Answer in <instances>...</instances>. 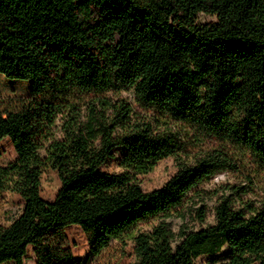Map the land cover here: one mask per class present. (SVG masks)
<instances>
[{
  "label": "trees",
  "instance_id": "16d2710c",
  "mask_svg": "<svg viewBox=\"0 0 264 264\" xmlns=\"http://www.w3.org/2000/svg\"><path fill=\"white\" fill-rule=\"evenodd\" d=\"M114 21L124 26L122 46L94 59L84 28ZM0 73L33 81L32 95L0 101V141L10 138L18 154L0 167V202L8 189L25 201L11 224L0 215V264H24L31 245L37 264H77L70 225L86 233L94 256L131 238L133 264H196L224 248L219 264H264V195L241 183L200 188L241 171L251 122L264 134V0H0ZM212 74L205 104L194 86ZM113 82L147 111L110 95ZM119 148L121 170H105ZM252 150L264 162V141ZM169 156L176 173L144 190L139 175ZM48 167L61 181L51 201L41 194ZM192 194L216 198L214 222L204 225L206 204L179 208ZM174 210L202 226L175 230L163 217Z\"/></svg>",
  "mask_w": 264,
  "mask_h": 264
},
{
  "label": "rangeland",
  "instance_id": "374dc122",
  "mask_svg": "<svg viewBox=\"0 0 264 264\" xmlns=\"http://www.w3.org/2000/svg\"><path fill=\"white\" fill-rule=\"evenodd\" d=\"M202 20H216L215 17L209 15H201ZM124 37V26L122 22L114 21L112 23H103L99 30L95 26H86L83 31V39L87 45L91 56L94 59L101 58L106 48L109 52L117 53L118 49L122 46ZM119 52V50H118ZM248 72L251 75L254 82L259 86V70L258 68L250 67ZM216 85V76L214 74L207 77L194 86L197 94L201 98L202 102L207 104L210 102L212 92ZM33 94V81L31 80H17L10 79L0 73V101L12 97L18 96H30ZM110 95H118L128 99L138 112H146L141 108L135 100L134 90L128 86L117 84L113 82L109 89ZM84 99L88 98V95L83 96ZM56 137L63 135L60 125L55 130ZM264 141V134L261 127L256 122L249 124L246 145L248 149H241L243 152V167L239 172H224L217 174L213 178L209 179L205 183L200 185L201 189L213 190L222 183H241L243 185H253L255 193L264 195V162L259 157L253 154L252 149H259ZM43 155H46L45 149L42 150ZM124 154V148L117 150L116 156L110 158L103 166L105 170L112 172H119L120 157ZM18 158V154L10 138H4L0 141V167L8 166L15 162ZM176 159L173 156L159 161L156 166L148 173L139 175L141 186L144 190L150 191L159 187H162L172 175L177 171ZM253 179L256 184H252L250 179ZM61 181L56 169L48 167L45 169L42 175V196L47 200H54L58 190L60 189ZM193 195V194H192ZM197 202L198 205L206 204L209 209L207 223L214 222L215 213L214 205L216 198L206 197L203 201L196 196L188 199L181 207V209L190 210L193 203ZM25 201L23 197L12 190H5L0 202V215L1 221L4 225H9L17 218L24 209ZM178 208V209H179ZM170 221L175 230H179L181 224L184 221H188L189 225L193 229H198L202 225L199 222L190 220L189 217L183 219L178 215V211L174 210L170 215L163 216ZM158 220L149 221L147 223H141L139 229H151L153 224ZM67 235V247L71 250L74 259L77 264H133L135 261L134 255V243L131 238H126L125 241L113 239L107 249L102 251L98 256H94L90 251L89 237L82 230L79 225H70L66 228ZM229 248L213 255H201L196 259V264H219L225 259L226 253ZM5 264H15L14 262H8ZM24 264H37L35 247L30 246L28 253L24 258Z\"/></svg>",
  "mask_w": 264,
  "mask_h": 264
}]
</instances>
